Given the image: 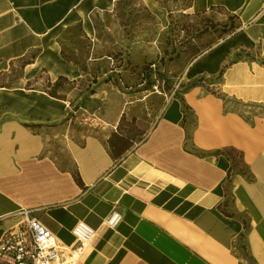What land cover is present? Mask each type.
I'll list each match as a JSON object with an SVG mask.
<instances>
[{
    "label": "crops",
    "instance_id": "1",
    "mask_svg": "<svg viewBox=\"0 0 264 264\" xmlns=\"http://www.w3.org/2000/svg\"><path fill=\"white\" fill-rule=\"evenodd\" d=\"M38 1L0 0V64L29 58L83 0ZM189 10L233 17L238 28L192 62L183 79L196 85L120 158L97 137L69 162L57 156L52 139L66 129L53 122L67 101L24 88L45 67L35 66L39 57L16 84L0 85V217L38 208L65 244L85 221L96 236L77 264H264V0H192ZM184 105L195 118L191 150ZM226 149L240 152L247 174ZM114 207L123 219L110 228L103 220Z\"/></svg>",
    "mask_w": 264,
    "mask_h": 264
},
{
    "label": "rangeland",
    "instance_id": "2",
    "mask_svg": "<svg viewBox=\"0 0 264 264\" xmlns=\"http://www.w3.org/2000/svg\"><path fill=\"white\" fill-rule=\"evenodd\" d=\"M191 1L83 0L70 11L72 17L51 25L44 45L29 58L0 64V85L16 84L25 74V64L39 57L35 66L45 67L36 69L24 88L67 101L66 113L53 122L66 129L64 136L58 132L52 139L59 147L57 156L69 162L71 151L97 137L120 158L146 141L166 108L182 101L196 85L183 79L192 62L238 28L233 17L193 13ZM46 43L53 47L45 51ZM182 112L184 149L191 150L195 118L186 105ZM222 154L235 171L248 173L240 152L226 149ZM73 170L78 182L75 166Z\"/></svg>",
    "mask_w": 264,
    "mask_h": 264
},
{
    "label": "built area",
    "instance_id": "3",
    "mask_svg": "<svg viewBox=\"0 0 264 264\" xmlns=\"http://www.w3.org/2000/svg\"><path fill=\"white\" fill-rule=\"evenodd\" d=\"M38 208H19L6 218L15 222L0 238V264H77L95 238L96 230L79 220L72 229L75 241L63 243L38 217ZM123 219L122 212L114 207L104 218L107 227H116Z\"/></svg>",
    "mask_w": 264,
    "mask_h": 264
}]
</instances>
